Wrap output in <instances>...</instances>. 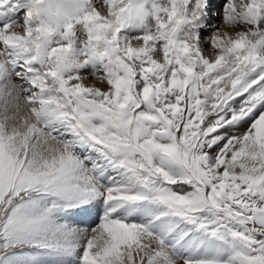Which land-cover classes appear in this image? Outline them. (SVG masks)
<instances>
[{
	"label": "snow or ice",
	"instance_id": "snow-or-ice-1",
	"mask_svg": "<svg viewBox=\"0 0 264 264\" xmlns=\"http://www.w3.org/2000/svg\"><path fill=\"white\" fill-rule=\"evenodd\" d=\"M0 264H264V0H0Z\"/></svg>",
	"mask_w": 264,
	"mask_h": 264
},
{
	"label": "bare ground",
	"instance_id": "bare-ground-1",
	"mask_svg": "<svg viewBox=\"0 0 264 264\" xmlns=\"http://www.w3.org/2000/svg\"><path fill=\"white\" fill-rule=\"evenodd\" d=\"M213 22L216 23V24H217V23L219 24V23H220V17L217 16Z\"/></svg>",
	"mask_w": 264,
	"mask_h": 264
},
{
	"label": "rangeland",
	"instance_id": "rangeland-1",
	"mask_svg": "<svg viewBox=\"0 0 264 264\" xmlns=\"http://www.w3.org/2000/svg\"><path fill=\"white\" fill-rule=\"evenodd\" d=\"M217 25H219V24L217 23Z\"/></svg>",
	"mask_w": 264,
	"mask_h": 264
}]
</instances>
